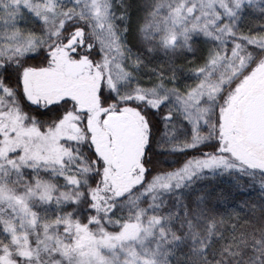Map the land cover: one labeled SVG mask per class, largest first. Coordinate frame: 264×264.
<instances>
[{"label":"snow or ice","instance_id":"1","mask_svg":"<svg viewBox=\"0 0 264 264\" xmlns=\"http://www.w3.org/2000/svg\"><path fill=\"white\" fill-rule=\"evenodd\" d=\"M0 264H264V0H0Z\"/></svg>","mask_w":264,"mask_h":264},{"label":"trees","instance_id":"2","mask_svg":"<svg viewBox=\"0 0 264 264\" xmlns=\"http://www.w3.org/2000/svg\"><path fill=\"white\" fill-rule=\"evenodd\" d=\"M239 200H243L247 198V192H237Z\"/></svg>","mask_w":264,"mask_h":264}]
</instances>
